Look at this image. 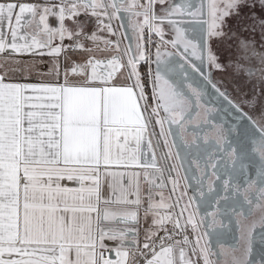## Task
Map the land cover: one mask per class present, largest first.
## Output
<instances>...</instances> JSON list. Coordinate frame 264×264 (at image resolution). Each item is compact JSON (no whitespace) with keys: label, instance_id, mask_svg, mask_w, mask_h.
Segmentation results:
<instances>
[{"label":"snow or ice","instance_id":"6c2138e0","mask_svg":"<svg viewBox=\"0 0 264 264\" xmlns=\"http://www.w3.org/2000/svg\"><path fill=\"white\" fill-rule=\"evenodd\" d=\"M245 5L0 0V264H252L257 226L264 244V97L241 103L215 80L225 67L212 49ZM129 33L135 47L122 49ZM239 49L259 58L264 82V53ZM69 50L85 58L70 73L81 79L65 71L60 83L57 62L56 83L12 80L18 56ZM232 70L257 74L239 60ZM233 222L238 246L225 249Z\"/></svg>","mask_w":264,"mask_h":264},{"label":"rangeland","instance_id":"374dc122","mask_svg":"<svg viewBox=\"0 0 264 264\" xmlns=\"http://www.w3.org/2000/svg\"><path fill=\"white\" fill-rule=\"evenodd\" d=\"M255 6L256 9H252L251 11L248 9V12L243 11L242 14H244V18L242 19L239 16L235 15L227 17V24L224 27V31L227 35L223 38L214 40L212 43L213 51L219 57V62L225 67V71L223 73L214 71L215 79L220 82L222 86H226L231 94H239L241 103H244L245 100L248 98H252L253 95H255V97L257 98L264 97V82L259 79V58L252 59L250 63L248 61H244L240 59L242 53L239 49V41L246 40L250 44L255 46V49L258 53H264V46H262L264 45V38H262L259 29V20L261 17H264V9L261 8L258 2ZM254 10L257 13H255V15ZM252 25H256L255 31L253 33H249L248 29L252 28ZM164 26H167V24ZM145 34H147V30H145ZM153 36L158 39L155 33H153ZM125 42L128 45L129 37L125 39ZM65 58L66 57H61L60 59ZM84 59L85 58L83 56L73 53L72 56L67 58V60H70V62H67V64H65V67L70 68L68 64L71 62L83 63ZM238 60L241 64L251 66L257 70L256 76H254L250 81L244 77L235 76L232 69L234 64ZM52 62V58H46L47 64H51ZM227 237L228 236L225 235L222 241L225 240ZM215 251H220L218 245L215 247Z\"/></svg>","mask_w":264,"mask_h":264},{"label":"crops","instance_id":"0c3cea01","mask_svg":"<svg viewBox=\"0 0 264 264\" xmlns=\"http://www.w3.org/2000/svg\"><path fill=\"white\" fill-rule=\"evenodd\" d=\"M22 2H26V3H40L43 4L44 0H22ZM174 2L179 3L181 2V0H174ZM159 7V6H157ZM80 21L84 20V17L81 16L78 18ZM48 23L49 26L52 28H59L60 24L59 21L57 19L56 16H49L48 17ZM126 23V22H125ZM65 25L69 28V29H75V25L72 23V21L70 20H66L65 21ZM166 25V24H165ZM95 23H89L86 28L85 31L88 32L89 34L95 30ZM165 29V33L167 34L169 29L167 26H163ZM100 35H106V33H100ZM145 36H147V34H145ZM129 40H131L132 45H133V49L135 47V40L132 37V34L129 33L128 34ZM113 39H116L115 37H113ZM73 43L72 40H69L67 38H65V40L63 41V44L65 46L71 45ZM90 43V42H89ZM54 45H58L60 44V40L57 38L53 41ZM127 46L126 42L124 41L121 44V48H125ZM37 51H47V49H40ZM72 52L69 50L67 53V58H69L70 56H72ZM41 57H45V58H41ZM52 58V63L51 64H47L46 63V58ZM66 57L65 54H61L58 58L52 57V56H48V55H31V54H25L22 56H18L17 58L21 61L20 67L24 69L23 73L17 72L13 77L12 80L14 82H21V83H33V84H41V83H56V77H55V68H56V63L58 62L59 64V72H60V77H59V82L62 83L63 79H64V73L65 71L69 72V80L70 81H77L79 79H81L80 77H72L71 73V68L73 67L74 64H81V62H71L69 63V67L70 68H66L65 64H67V62H70V60H67V58L65 59H60V58ZM63 183L65 184H71V182L69 181H64ZM146 226V225H145ZM141 239H143V236H141ZM106 243L109 246L114 245L116 242L115 241H106ZM115 259V254H114V258Z\"/></svg>","mask_w":264,"mask_h":264},{"label":"flooded vegetation","instance_id":"af4514ba","mask_svg":"<svg viewBox=\"0 0 264 264\" xmlns=\"http://www.w3.org/2000/svg\"><path fill=\"white\" fill-rule=\"evenodd\" d=\"M145 38H147V36ZM166 38H167V35H166ZM156 40L158 41L159 38L157 39L156 37L152 36L153 45L157 42ZM152 51H153V58H154V52H155L154 47H153ZM147 70L148 69H147V65H146V72H147ZM213 77L215 79V72H213ZM209 106H212V105L209 104ZM252 219H255V216L249 218V220L246 223L250 224ZM235 220H236V217H233V221H235ZM225 223H227V221H225ZM255 231H256V235H254V237H253L252 251L249 255V259L252 261V264H264V244H262L260 239H259V235H258L260 232L259 226H257ZM226 235L228 237L225 240L221 241V245L225 249H230L234 246H238L239 232L237 230V226H236L235 222H233L230 225V227L227 229ZM221 245H218L219 249H220Z\"/></svg>","mask_w":264,"mask_h":264},{"label":"trees","instance_id":"16d2710c","mask_svg":"<svg viewBox=\"0 0 264 264\" xmlns=\"http://www.w3.org/2000/svg\"><path fill=\"white\" fill-rule=\"evenodd\" d=\"M257 2H258V0H247V2H246V5L245 6H243L242 8H241V13H240V15H239V17L242 19V18H244V14H242V12L244 11V12H248V9L251 11L252 9H256V4H257ZM259 3V2H258ZM253 5H254V7H253ZM255 10H254V15H255ZM242 14V15H241ZM257 14V13H256ZM249 30V33H253L254 31H253V28H249L248 29ZM146 37V36H145ZM139 70L141 71V73L143 74V73H146V65L143 63V62H141V64L139 65ZM148 91V94H149V96H150V92H151V90H150V88L147 90ZM149 102L151 103V100H149Z\"/></svg>","mask_w":264,"mask_h":264},{"label":"water","instance_id":"95a60500","mask_svg":"<svg viewBox=\"0 0 264 264\" xmlns=\"http://www.w3.org/2000/svg\"><path fill=\"white\" fill-rule=\"evenodd\" d=\"M153 68H155V65H153ZM189 139H190V137H189ZM111 258H114V252L111 253Z\"/></svg>","mask_w":264,"mask_h":264}]
</instances>
